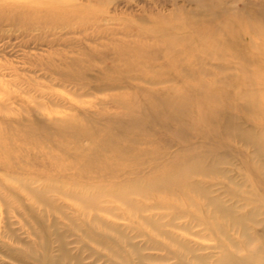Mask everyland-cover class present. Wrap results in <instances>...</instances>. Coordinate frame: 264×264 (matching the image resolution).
Instances as JSON below:
<instances>
[{"label": "rangeland", "instance_id": "rangeland-1", "mask_svg": "<svg viewBox=\"0 0 264 264\" xmlns=\"http://www.w3.org/2000/svg\"><path fill=\"white\" fill-rule=\"evenodd\" d=\"M22 1L34 3L39 8L51 4L56 7L66 5V9L81 7L82 12L73 16L71 12L62 14L56 10L43 14L45 11L42 10L39 16L43 19L41 22H31L27 16L25 25L19 26L0 21V143L3 148H0V161L10 158L14 164L10 166L12 168L5 169L8 172L0 171L4 185L14 187L8 189L0 186V264H38L31 256L43 254L42 247L46 240L50 242L52 256L61 259V264H75L70 259L62 258L57 237L65 239L67 243L80 239L81 242L69 243L68 248L72 253L80 252L85 264H187L179 256L181 252L175 245L139 217L169 210L158 207L160 209L137 212L132 203L146 207L152 206V203H185L186 208L197 214L199 211L188 203L205 201L200 193L182 187L181 180L206 181L210 184L220 180L224 188L236 195L232 198L226 194L228 192L214 189L212 195L221 197L225 203H241L234 201L242 194L252 197L249 194L251 183L238 187L218 173H193L196 163L203 160L211 162L216 157L210 151L196 149L185 153L186 156L178 164L172 163L175 153H184L180 152L184 143H204L205 139L202 138L205 137L218 140L214 127L205 125L204 128L212 132L204 134L196 125H190L192 116L187 101L184 111L179 112V106L171 105V99L163 98L177 94V89L151 96L142 94V91L131 106L128 99L130 94L133 95L131 89L97 88L98 79L109 76V69H115L110 74L115 79L120 77V73L127 72L125 59H128L129 65L135 63V58L130 56L114 58L110 53L115 49L111 50L106 38L132 40L145 32H138V26L147 25L145 22L151 21L158 11L169 15L171 7H162L165 0ZM183 3L178 1V4ZM239 4L242 5L241 1ZM185 7L191 9L194 6L186 4ZM96 17H103L106 31L98 32V29L89 26L82 30L81 24L85 20L92 21ZM44 20H50L51 26L43 25ZM123 32L127 35H122ZM244 40L247 49L256 47L255 54L264 53V37L261 35L247 28ZM53 41L55 44H51ZM104 53L109 56L106 57ZM136 63L142 66L141 62ZM130 75L122 77L136 87L156 91L165 86L153 84L148 78L146 82L143 81L144 75L136 76L131 72ZM133 75L135 79H132ZM205 77L201 74L197 76L202 79L198 80L201 82L206 81ZM155 80L158 82V79ZM120 95H124L119 98L121 100L127 97L124 102L130 104L128 107L115 102L117 98L114 97ZM261 96H264L263 92H255L251 98L255 102V111L264 108V100L259 101ZM213 97L217 102L226 99L223 95ZM244 101L240 99L238 102ZM142 105L153 115L151 120L144 122L141 115L132 112ZM230 114L244 116L239 110H233ZM121 116L132 120V123L137 122V130L122 128L117 121ZM105 118H112V121L108 123ZM47 119H50L49 123L44 124ZM238 120L243 126H254L245 118ZM180 130L185 137L179 133ZM114 143L118 149L108 147ZM229 147L231 153L251 154V148L239 143H230ZM82 148H93L94 151L89 152L93 157L81 159L80 153H88ZM224 150L220 149L218 154ZM160 153L166 156L156 161V169L144 168L141 171L144 173L136 176L133 173L135 177L124 174L121 177L97 178L99 172L108 173V169L112 168L121 175L128 168L137 169L135 164L141 166L146 160L139 158L131 163L133 156L146 155L149 159ZM234 161L236 163L229 161L231 165L218 164L217 167L233 170L230 176H236L234 179L238 181L241 175L237 174L241 171L235 170L238 161ZM248 161L254 171L251 173L263 177L254 160L249 158ZM106 162L111 165L107 166ZM132 164L134 166L130 167ZM11 171H15L16 175L11 177L17 182L5 175ZM61 173L65 176L61 177ZM241 174L248 177L249 167L246 166ZM201 212L205 213V210ZM94 218L99 220L92 222ZM179 222L191 221L183 218ZM226 224L230 239L225 235L210 234L202 226L194 224L191 232L195 235L185 231L173 232L204 249L199 251L204 253L219 243L229 245L231 239L242 241L243 227H248L250 222L245 220L241 224H234L230 220ZM88 226L96 234L108 238L113 252L104 244L84 237ZM256 231L260 233V228L257 227ZM80 245H84V249L77 251ZM211 250L217 252L216 249ZM10 251L19 254L21 261L9 258Z\"/></svg>", "mask_w": 264, "mask_h": 264}, {"label": "bare ground", "instance_id": "bare-ground-1", "mask_svg": "<svg viewBox=\"0 0 264 264\" xmlns=\"http://www.w3.org/2000/svg\"><path fill=\"white\" fill-rule=\"evenodd\" d=\"M178 1H184L185 3L178 4ZM45 2L43 0V3ZM186 4H193L194 7L191 9L186 8ZM163 6L171 7L169 15H164L161 11H158L151 21L145 22L148 23L147 25L137 27L138 32L148 31L147 34H144L145 32L138 34L132 40L106 38V43L111 47V50L115 49V52L110 53L114 58L122 59L130 56L133 59L135 58V63L132 62L129 65L128 59H125L127 61V72L120 73V77L115 79H112L110 75L115 69H109V76L101 77L102 80L98 79L97 88L105 90L131 89L134 95L130 94L128 97L132 103L131 106L137 101V97L142 91V94L151 96L154 93L164 94L167 90L177 89V94L168 97L163 96V98L171 99L170 104L179 106V112L184 111L187 101L188 110H190L189 113L192 116L190 125H196L204 134L212 132L206 130L205 125L214 127L218 140L205 137L202 138L205 139L204 143L193 144L197 146L184 143L183 148L180 149V152L184 153H175L172 156L174 158L172 163L178 164L186 156L185 153H191L196 149L198 151H210L216 157L211 162L203 160L199 164L196 163L192 172H200L205 175L207 173H218L238 187H244L251 183L249 194L252 197L242 194L234 201L241 203H225L221 197L212 195L214 189L228 192L226 194L232 198L236 195H232L226 187L224 188L220 180L210 184L206 181L183 179L180 181L182 187L200 193L205 201V203H188L199 213L196 214L186 208L185 203H152L150 207H146L144 204L132 203V207L137 212L158 207L169 210L166 213L159 212L152 216L140 215L139 217L152 226L157 234L175 245L181 252L179 256L181 259L186 260L187 264L189 262L197 264H264V175L263 177H257V175L252 174L251 172L254 171L250 168L251 165L248 161L249 158L253 159L254 163L258 165L257 170H261V173L264 174V171H262L264 170V122H262L264 108L255 111L253 107L255 102L251 99L255 92L264 93V53L255 54L256 47H248L247 49L244 40L247 28L251 32L264 37V0H165ZM42 10L45 11L43 14L52 13L56 10L62 14L71 12L73 16L82 12L81 7L66 9V5L56 7L51 4L45 6V8H39L34 6V3H24L22 0H0V21H9L17 26L25 25V18L29 16L31 22H41L43 19L39 16ZM35 18L39 19L34 20ZM102 20H104L103 17H96L92 21L85 20L81 24L82 30H86L89 26L98 29V32L106 31L104 29L105 23H102ZM42 23L47 26L52 24L50 20H44ZM122 35L126 36L127 34L123 32ZM51 44H55V42L53 41ZM117 49H120V51H116ZM104 55L107 57L108 53H104ZM136 62H141L142 66L139 67ZM229 70H233L234 73L228 74ZM130 72L136 74V76L144 75L145 78L142 80L145 82L148 78L153 84L165 86L156 91L133 86L122 77H130ZM200 74L206 76V81H198L202 80L197 78ZM136 76L133 75L132 79H135ZM155 79H158V82ZM213 95H223L226 99L217 102ZM122 96L124 95L114 97L117 98L115 102L128 107L130 104L124 102L126 96L122 100L119 99ZM176 99H180V101L177 100L178 102H176ZM240 99H245V101L239 103ZM262 100H264V96L259 98V101ZM154 103L159 104V102ZM233 110L241 111L244 116L231 115L230 112ZM132 112L135 115H141L144 122L153 118V115L144 105L138 106L137 109L134 108ZM241 118H245L254 126L246 127L242 123H238V119ZM104 120L109 123L112 118H105ZM49 121L50 119H47L44 124L49 123ZM117 121L122 128H128L129 130H137L136 128L139 126L137 122V124L132 123V120L124 116L118 117ZM132 127L134 128L132 129ZM23 132L26 134L24 130ZM179 133H182L185 137L181 130ZM9 134L14 135V133ZM228 143H239L242 146L251 148V154L231 153ZM114 145L115 143L108 147L118 149ZM0 148H2L1 143ZM220 149L226 150L218 154ZM81 150L88 152L80 153L81 159L93 157L89 154V152L94 151L93 148H82ZM164 156L166 155L160 153L147 159L146 155H136L131 157V163L139 158L142 161L146 159L141 163V166H138V163L135 164L138 170L128 168L120 175L118 171L112 168L108 169V173L99 172L97 178L121 177L124 174L133 175V173H136V176L139 173H144L141 172L144 168L152 167L156 169L158 167L156 161ZM27 157L31 158L30 156ZM234 159L238 161V164H235V170L237 169L242 173L246 166L249 167L250 175L248 177L243 176L238 171L237 175L240 174L241 177L237 181L234 179L236 176H230V172H234L233 170L217 167L218 164L229 165V161L236 163ZM105 164L107 166L111 165L108 162ZM10 166H14L10 162V158L0 161V171L8 172L5 169L12 168ZM133 166L134 164L130 167ZM192 172L190 171V173ZM9 173H5V175L17 182V179L11 177L13 174L16 175L15 171ZM60 175L61 177L65 176L63 173ZM158 183L153 182V184ZM2 185L5 186L3 180L0 179V186L2 187ZM5 188L13 189L14 187L7 185ZM246 207H249V209L247 210ZM203 210H205V213L201 212ZM183 218H189L191 222L180 223L179 220ZM98 220V218H94L92 222ZM230 220L234 224H241L247 220L250 225L243 227L244 238L242 241L231 239L229 245L219 243L211 247V249L217 250L216 253L212 252L211 249H207L208 252L199 253L200 250L204 249L194 245L183 235L173 232V230L185 231L188 234L195 235L196 233L191 232L194 224L195 226H202L210 234L225 235L230 239L231 236H227L226 224ZM257 227L260 228V233L256 231ZM86 229L84 237L104 244L110 252H113L107 237L96 234L90 230L89 226ZM146 236L151 240L150 235L147 234ZM57 242L58 251L61 253L62 258L68 259V261L70 259L75 264H85L80 252L72 253L68 248L69 243L81 242L80 239H74L72 242L67 243L65 239L57 237ZM83 246L80 245L77 251H82ZM42 248V255L35 254L34 256L33 254L31 256L38 264H61V259L52 256L50 242L46 240ZM9 258L19 260V262L22 259L19 254L12 251L9 252Z\"/></svg>", "mask_w": 264, "mask_h": 264}]
</instances>
